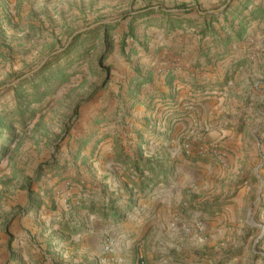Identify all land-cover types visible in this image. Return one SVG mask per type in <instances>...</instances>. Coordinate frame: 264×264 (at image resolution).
Listing matches in <instances>:
<instances>
[{"label": "rangeland", "instance_id": "374dc122", "mask_svg": "<svg viewBox=\"0 0 264 264\" xmlns=\"http://www.w3.org/2000/svg\"><path fill=\"white\" fill-rule=\"evenodd\" d=\"M0 264H264V0H0Z\"/></svg>", "mask_w": 264, "mask_h": 264}, {"label": "crops", "instance_id": "0c3cea01", "mask_svg": "<svg viewBox=\"0 0 264 264\" xmlns=\"http://www.w3.org/2000/svg\"><path fill=\"white\" fill-rule=\"evenodd\" d=\"M191 83H193V82L188 81L186 79H185V81H180V80H177V77H174L173 80L170 81V85L168 86V89L163 87V89H161L160 91H162L163 93H167L168 95L174 94L172 99L182 102V105H183L185 103L184 101L187 99L188 95H191V89H190ZM207 100H214L213 102L216 104L218 103L217 101H219L215 97L199 98L197 100V103L195 106L197 112L200 113L201 110H205L207 108V106H205V105H207L209 102H211V101H207ZM171 105L172 104H169L168 111L171 110Z\"/></svg>", "mask_w": 264, "mask_h": 264}]
</instances>
